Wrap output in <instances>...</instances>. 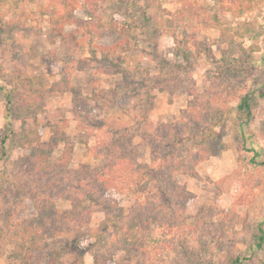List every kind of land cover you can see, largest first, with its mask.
I'll list each match as a JSON object with an SVG mask.
<instances>
[{
    "label": "rangeland",
    "instance_id": "obj_1",
    "mask_svg": "<svg viewBox=\"0 0 264 264\" xmlns=\"http://www.w3.org/2000/svg\"><path fill=\"white\" fill-rule=\"evenodd\" d=\"M263 84L264 0H0V264H264Z\"/></svg>",
    "mask_w": 264,
    "mask_h": 264
},
{
    "label": "trees",
    "instance_id": "obj_2",
    "mask_svg": "<svg viewBox=\"0 0 264 264\" xmlns=\"http://www.w3.org/2000/svg\"><path fill=\"white\" fill-rule=\"evenodd\" d=\"M221 1V0H220ZM65 16V14H64ZM63 16V17H64ZM62 18V17H61ZM77 20H80V19H77ZM82 20H80L81 22ZM63 81V80H62ZM0 89L4 91V88H2V86H0ZM258 95L259 96H263L264 95V84L259 88V91H258ZM11 100L9 98V96L7 95L5 97V116H4V119L6 121V126H9V117H10V112H11ZM237 109L238 111H245L246 114L249 115V110H250V103H249V95L248 93L244 94L239 103L237 104ZM51 128L53 130H55V126L51 125ZM11 135H15L14 131L10 129V132H9ZM34 132H26L24 135H25V138H26V141L28 143V145L31 147V154L33 155V166H34V169L35 167L37 169L41 168V169H45L49 163L48 161V153H49V149H51V146H54L56 145L58 142L63 141L64 142V145L65 147L63 148L62 150V157L66 158L68 156V153L71 151V144L69 142V139L68 138H61V136L59 135V133L57 132L56 130V136H51V139L49 141L48 144L44 143V142H41L39 140V137L38 135H36V133L32 134ZM30 134H32V136H30ZM8 138V136L6 135H3L0 137V144H1V150H0V158L5 156L6 155V148H5V142H6V139ZM261 163L264 164V161H262ZM29 168V167H28ZM152 168H148L146 170H143V173H145V175H149L150 177H153L154 174L156 173V170H154ZM139 178L135 181V186L133 188V191L134 193L137 194V198L140 199L141 198V193L142 191L145 189V186H142L139 187L138 185V182H139ZM46 204H40L37 203V201L35 202V204H33V207L36 209V211L39 213V212H43L47 215L51 214L50 211H46L45 209L47 208V206H45ZM150 209H153V207H150ZM149 209V210H150ZM133 218V221H132V224L130 226V229L133 227V226H137L138 229H142L144 228V224L147 223L148 221V216L144 217L143 215V212H140L138 211L135 215H133L131 217V219ZM42 233H45L47 230H51V228H49V226L47 225H43V228H42ZM258 231H259V234L257 236V241H256V246L258 247H261L263 241H264V231L262 229L261 226H259L258 228ZM111 230L109 231L108 230V226L107 224L104 225V227H102L100 229L99 232H97L95 235H97L99 237V235H109L111 234ZM130 235L128 232H126V237L128 239H130L129 237L131 236H128ZM59 249V255H61L62 253L64 252H68V253H71L72 256H73V261H71L69 264H83L84 263V255L87 251L86 248H83L82 247V244H80V242L77 240V239H70L69 241H64L63 244L59 245L58 247ZM56 254V253H55ZM49 256V254H48ZM52 255L50 254V257ZM243 257L241 256H236L234 258H231L229 261H228V264H241L242 261H243Z\"/></svg>",
    "mask_w": 264,
    "mask_h": 264
}]
</instances>
